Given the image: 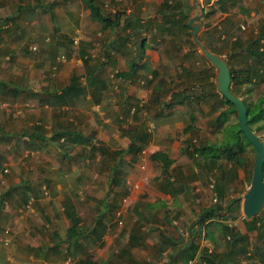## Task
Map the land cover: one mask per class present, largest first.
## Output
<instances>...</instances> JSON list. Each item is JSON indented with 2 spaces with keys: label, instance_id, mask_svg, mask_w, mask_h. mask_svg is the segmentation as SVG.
<instances>
[{
  "label": "crops",
  "instance_id": "obj_1",
  "mask_svg": "<svg viewBox=\"0 0 264 264\" xmlns=\"http://www.w3.org/2000/svg\"><path fill=\"white\" fill-rule=\"evenodd\" d=\"M129 1L139 5L134 6L129 17L124 19H121V15L115 18L102 9L119 24L113 29H107L110 34L115 29H122L130 35L119 34L118 30L115 35H110L101 61L89 62L86 51L81 50L78 53L84 61L82 72L72 73L62 87L58 88L55 84L58 80L56 77L51 81L45 77L46 82L36 88H28L19 83L36 93L27 97L33 106L27 103H22L24 107L20 104L12 105L6 101L8 97L0 96V100L5 99L0 102V135H5L0 138V264H76L75 259L67 253L68 248L74 253L73 247L84 252L95 251L102 259L101 264H121L123 260L124 264H203L199 262L198 252L191 256L189 248L192 242L199 246V250L204 247L208 249L215 257L214 264H244L247 260H242L241 255L238 257L236 253L244 245L243 242L251 241L254 235H248L244 220L241 219V197L250 186L252 173L250 171L244 175L239 170L244 168L243 165L234 166L225 159L211 163L195 153L198 144L194 145L193 140L199 130L195 124L196 119L192 120L194 109L189 107L194 102L187 103L188 100L183 101L181 98L184 96L182 92L191 93L195 88L205 92V88L198 83L195 85L189 76L185 78L189 71L184 69L185 63L178 60V55L198 51L188 46L189 40H192L191 29L185 27L182 18L186 12L189 16L191 9L185 6L188 0H159L154 1L153 6L148 3L149 0ZM26 2L0 0V36L5 38L0 42V68L14 55L18 57V53L28 49L36 53V45L42 44L41 39L43 42L51 40L58 44L55 41L67 40V36L74 33L71 37L78 35L79 45L86 37H82L78 28L91 20L96 22L90 17L84 0H65L63 3L53 0L54 4L50 8H41L40 0ZM200 2L204 6L202 29L198 35L202 44L207 43L218 49L223 44L225 49L220 50V55L229 62V68L237 71L246 69L250 62L254 64L256 75L264 76V67H260L264 59L254 62L248 50L252 43H256L255 47H259L260 51L264 49V0ZM164 3L169 6H161ZM29 4L33 5V10L22 8ZM60 4L65 5L67 12L61 10ZM84 10L87 11L88 20L83 23L79 16L84 15ZM134 18L139 20L136 31L135 26L126 24ZM97 24L101 31L100 23ZM9 26L13 27L11 31L14 32L11 36ZM60 27L67 28L69 34L59 33ZM131 39L134 46L127 48V52L123 45ZM142 40H145L144 52L137 62L135 76L119 77L113 86L111 78L115 77V72H128L132 59L138 56L137 44ZM161 43L169 46L161 50ZM49 50L55 53L51 48ZM54 50L57 51L55 47ZM114 51L126 55L128 62L124 60L125 67L110 74L105 68L109 61L115 64V59L111 57ZM57 58L53 65L61 67V63L57 64ZM117 58L119 60L120 57ZM96 66L98 77L93 87H87L84 93L74 91L63 104L50 106L46 103V95L40 93L41 88L47 87L51 92L58 89L60 92L73 76H79L82 83H85L86 76ZM162 66L172 73L161 70ZM57 67L53 70L51 65V75L54 76L60 68ZM147 79L151 82L148 83ZM0 80L12 81L1 77ZM178 82L187 83L183 89L177 86L175 89L174 85ZM188 87L189 90H185ZM245 88L243 84L239 90ZM132 108L135 109L133 112ZM189 125L193 128L186 131ZM141 133L144 142L137 139ZM132 142H135L134 150H129ZM118 150L122 154L115 159L113 152ZM156 152L166 155L169 160L167 168L161 156L152 158ZM141 155H144L143 169L139 168ZM115 166L120 173L128 174L130 179L132 170L135 174L141 170L144 172V176L141 174L135 184V187L141 188L140 195L138 190L128 186L122 191L124 202L128 199L132 204L130 211L134 208L130 217L132 226L126 229L128 234L132 230L129 244L132 250L126 251L127 259L120 252L116 254V244L109 241L104 245L102 240L110 218L106 217L104 207L107 205L111 208L114 201L111 200L110 204L103 199L85 201L83 195L84 187L89 188V179L93 178L88 175L89 171H93L92 168H99L94 171L97 170L95 172L100 176L97 181L100 180L103 186V172L111 171ZM231 168L234 170L233 178H230ZM212 171L218 172V177H210ZM120 173L117 179L114 178L112 189L121 182L124 184ZM110 175L109 178L104 177V180L110 182ZM235 182L239 186L236 190L233 186ZM191 183L194 184V188H191L193 191L185 194L184 186L188 187ZM194 193L199 194L198 199H188L191 205L186 208L182 198H190ZM103 194L98 193L95 197L101 198ZM237 198L241 199L237 216L233 219L209 218L201 225L203 236L198 241L201 230L196 233L193 228H198L199 224L195 222L200 219L202 212L216 204L225 206ZM85 206L99 210L90 225L84 224L85 218L89 219L88 214L84 216L81 212L86 209ZM96 219H101L105 225L101 226L105 231L101 239L95 234L78 238L67 234L73 221L77 227L89 228L91 231ZM219 223L233 227L235 237H245L243 242L233 241L235 237L232 239L230 235L223 237ZM206 224L208 227H205ZM188 226L189 230L181 234L182 229L186 231ZM205 230L209 232L208 236H204ZM250 263L264 264L253 259Z\"/></svg>",
  "mask_w": 264,
  "mask_h": 264
},
{
  "label": "rangeland",
  "instance_id": "obj_2",
  "mask_svg": "<svg viewBox=\"0 0 264 264\" xmlns=\"http://www.w3.org/2000/svg\"><path fill=\"white\" fill-rule=\"evenodd\" d=\"M22 1H28V0H22ZM53 0H40L41 3V8H44L45 6H47V8L51 7L54 2H52ZM59 1L60 3L65 2V0H56ZM157 2L159 0H149L148 3L153 6V2ZM50 2V3H49ZM133 2H136L135 0H133ZM29 3V2H26ZM31 3V2H30ZM100 3L102 4V9L105 12H108L111 16H115V18H119L121 15V19H124L125 17H129L131 9L134 10V6H138L139 4H134V3H130L129 0H100ZM59 4V3H58ZM15 6V4L13 5ZM78 6H80V4H78ZM60 8L62 11L67 12V10L65 9V5L60 4ZM78 13H81V10L77 11ZM84 15L81 16L80 14V19L81 21L84 23L88 20L86 14L87 11H83ZM42 17V16H41ZM132 17V16H131ZM90 21V20H89ZM92 21V20H91ZM89 22L87 25L86 24H82L81 27H79L78 29L81 31V34L83 35L82 37H86L84 38V40L81 41V43L78 45V47H73V43L71 40V36L74 33H68V29L65 27H60L58 28L59 33L61 34H69V36H67V40H63L61 41L60 39L55 41L58 44H61L63 46H60L58 44L53 43L51 40L50 42H47L45 40V42H43L42 40V44H38L37 43V51L36 53L31 51V50H26L25 52L22 53H18V57H15L16 55L13 56V59L10 60H6L7 63H5L1 68H0V77L3 79H11L12 81H14L15 83H20L21 85H24L25 87L28 88H36V87H40V85L45 81V77L46 75L49 76V68L51 67V65H53L54 63V59L56 60V56L58 57L57 61H59L61 63V67L60 65L58 67L54 76L51 75L49 76V81H51L52 79H54V77H56V79H58L55 84L58 85L59 87H62L63 84L68 80V77H70L72 75V73H75V71H79L82 72L83 67H84V61L83 59L79 58V53L78 51H86V58L89 59V62L91 63H95L97 61H101V58L103 56V52L104 50L107 48L108 42L106 43L107 39L110 37V35L116 33V31L118 29H115L112 32V34L109 33L110 30H101L99 29V25L97 24V22ZM10 31L11 29L13 30V27L9 26L8 28ZM7 31V30H6ZM98 31H100V35H98ZM132 29H129V32H131ZM14 32L11 31L10 36L13 34ZM119 34H127L130 35V33H126L125 30H118ZM137 41H139V38H136ZM5 40L4 36H0V42ZM136 41V42H137ZM50 44V47H49ZM76 46V45H75ZM134 44H132V39L130 40V42H127V44L123 45V47L125 49L129 48V47H133ZM169 45L167 43H161L160 44V48L161 50L166 49ZM188 46H190L189 48L191 49V45L188 43ZM219 49L220 50H224V45L221 44L219 45ZM54 47L57 51L54 50ZM117 47V46H116ZM52 49L55 53H51ZM198 51L195 50L196 52H190L188 51L187 53H184V55H178V60L182 61L180 63H185L184 69L189 71V80L194 81L195 85L198 83V85L200 87L206 88L205 92L207 93L206 98L203 100V102H206L204 104H201L199 109H194L193 113L195 115V124L198 127V133H196L195 136V140H193V144L196 145L199 142H203L206 144L209 143H221L222 141H224V138L226 136V131L225 128L228 125H234L237 122V118L235 117L234 114H231L228 118V121L226 122V124L221 127L220 129H218V131H214L212 130L213 128L211 127V121L214 118V116L216 114H218L220 109H215V110H211L210 106L214 103V101L217 99L218 94H216L217 92L214 89V85L215 84V76H210L211 73H215L216 75V68L215 70L210 69V66H213L205 57V59L203 58V55L199 48L197 47ZM133 50V48H132ZM39 51V52H38ZM48 51V52H46ZM129 50L127 49V52ZM58 52H62L65 54H60ZM111 55V54H110ZM52 56V58H50ZM120 57L119 60L117 57ZM129 56V55H128ZM127 56V57H128ZM223 56V55H222ZM111 57L113 59H115V64H111L109 62H107L108 64H106V68L105 70L108 71L110 74L113 73V71L117 70L121 71L120 69L125 67V63H127L128 59L126 60L125 57L126 55H123L120 51H114L111 55ZM224 57V56H223ZM19 58V59H17ZM122 58V59H121ZM125 60V63H124ZM53 61V62H52ZM63 63V64H62ZM118 63V64H117ZM109 67H111L110 69H108ZM188 67V68H187ZM40 69V71H39ZM161 70H167L164 66L160 67ZM60 70H62V72L60 73ZM168 73H172L169 70H167ZM176 72V71H175ZM116 73V72H115ZM57 75V76H56ZM209 75V81L206 80V82L201 83L199 81H196L195 78L201 76L204 77ZM112 77V76H111ZM188 78V77H185ZM112 79V83L113 86H115V84L117 83V80L120 79L119 77L116 78V76ZM25 82H27L26 84H24ZM179 83V84H178ZM176 83V85H174L175 89L176 86L177 88L182 87L181 89H183L186 86L187 82H178ZM242 85V84H241ZM240 85V86H241ZM216 86V85H215ZM190 87V86H189ZM189 87L185 90H189ZM246 89V88H245ZM244 89V90H245ZM184 90V91H185ZM234 92H236V95L240 98L243 97V91L244 90H237L235 89V87H233ZM187 93V95L191 96V97H196L199 94H203V92L200 90H195L193 92H182ZM182 94V95H183ZM264 95V84L263 85H259V86H255L252 88L251 93H248L247 95V99L249 102H255L257 99H259L260 97H262ZM20 100H16L14 104H17V106L20 104L21 107L25 106L22 103H27L28 105L32 104L33 106V102L28 99V98H19ZM5 99H1V101H3ZM6 101H8L6 99ZM28 107V106H27ZM28 109V108H27ZM32 109V108H31ZM19 110H21V112H23L22 108H19ZM25 113V111L23 112V114ZM10 115V113H8ZM252 129L256 132V134L262 139L264 140V132H262L263 130L258 128L256 124H253ZM192 143V142H191ZM2 145H0V149H1ZM190 148L193 149V147L191 146ZM199 156V155H198ZM243 156L245 157V161L242 163L244 168H239V170L241 172L244 173V175H246V173H250L251 171V164L253 161V156H254V152L253 149L250 145L247 146V149L245 150V152L243 153ZM201 158V157H199ZM200 160V159H199ZM203 161V160H202ZM135 162V161H134ZM144 155H141V161H140V169L144 168ZM199 164H201L202 162H198ZM242 167V166H241ZM91 168V165L90 167ZM93 171H89L88 175L90 177H93L92 179H89V188L84 187V199L85 201H91L92 199L94 200H105L106 203L110 204V201H114V204L112 205V207H104L105 211H107V215L106 217H110L108 219V226H107V230L105 233V237L104 239L102 238L104 245H107V242L110 241V243H114L116 244V246L114 247L116 249V254H118L119 252L122 255V257H124V259H127V254L126 251L128 250H132V246L129 245V235L132 233V230H129V234H128V230L126 229H130V227L132 226V221L130 219V217H132V212H134V208H132V210L130 211V207L132 204H130L129 200L127 199L126 202H124L125 195L123 196L122 191L123 188L128 186L131 189H136L138 190V194L140 195V187H135V184L138 182V178L141 176V174L144 176V172L143 170H141L138 173H134V171L132 170V177L130 179V177H128V174H124V173H120L119 172V168L113 170L112 175L115 179H117L119 173H120V179L123 180L124 184L121 182L120 185L114 186L113 189L109 192V181H107L108 179L104 180L105 178H109V175L111 174L110 171H104L103 172V186H101V182L100 180L97 181L98 179H100V176L98 174H96L95 171L99 170V168H92ZM94 169H97L94 171ZM101 171V170H100ZM123 171V170H122ZM124 172V171H123ZM218 172L212 171L210 173V177L215 178L218 177ZM243 177V175H242ZM95 178V180H94ZM242 180V179H241ZM209 181V178H207V182ZM144 183H142L140 186L142 187ZM209 185V182L207 183ZM240 184V183H239ZM235 185H237V187H235ZM216 186V185H215ZM234 189L236 190L239 186L237 184V182L234 183ZM186 188V189H185ZM194 188V184L191 183L190 186L186 187L184 186V191L185 194L189 193L193 191ZM218 188L216 187L215 190H217ZM101 190H103V192H101ZM86 191V192H85ZM109 192V194L107 195V193ZM194 192H196V190H194ZM103 194V196L101 198H96V194ZM199 194H195L194 196L190 197V198H182V204L185 205V207L187 208V206H190L191 202L188 201V199H191V201H196L198 199ZM133 201V200H132ZM84 202V201H83ZM129 203V204H128ZM230 203V201H229ZM86 204V203H85ZM214 203L212 202V205ZM228 204V203H227ZM127 205H129V207L127 208ZM98 207L99 204L97 205ZM86 209H82V214H88L89 219L86 217L84 224L85 225H90L92 223V218L94 219L96 217V215L99 213V210H95V209H91L90 206H85ZM140 207L143 208V205L140 204ZM127 208V209H126ZM85 216V215H84ZM197 218L198 215L196 216ZM259 221L264 219V209L261 210V212L259 213ZM199 220V219H198ZM197 220V221H198ZM195 222V224H198V222ZM190 222V221H189ZM153 223H157V221H153ZM189 230V226L186 228V231L182 229V233H185ZM201 230V234L198 238L201 239V235L202 234V228L201 225L199 224L198 228L194 227L193 231L200 232ZM89 231V230H88ZM127 233H126V232ZM181 232V230H180ZM209 234V232H207ZM254 241V237L251 240V242ZM125 250V251H124ZM94 252L95 251H91ZM121 264H124V260L122 261Z\"/></svg>",
  "mask_w": 264,
  "mask_h": 264
},
{
  "label": "trees",
  "instance_id": "obj_3",
  "mask_svg": "<svg viewBox=\"0 0 264 264\" xmlns=\"http://www.w3.org/2000/svg\"><path fill=\"white\" fill-rule=\"evenodd\" d=\"M86 3V7L89 9L90 12V17L100 23V26L102 28V30H107V29H113L115 26H119V24L115 23V21L107 14H105L102 10V4L100 3V0H84ZM223 1H228V0H222ZM161 6H169L167 5V3H164ZM175 7V5H173ZM185 6L188 9H191V7L189 6L188 3L185 4ZM23 9H29V10H33V5L29 4V5H25L22 7ZM188 17V12L185 13V15L182 17L185 20V27L187 29H189V27L186 24V19ZM126 24L132 25L131 27L135 26V31L138 30V25H139V20L137 19H132V20H128L126 22ZM190 30V29H189ZM201 38H199L200 40ZM72 40V38H71ZM190 45L197 49V46L193 43L192 40H189ZM256 43H252L248 46V50H249V57L253 59V61H259L264 59V49H262V51L259 50V47H255ZM78 45V44H77ZM144 46H145V40L140 41L137 44V50H138V56H135V59H132V62L130 64V68L128 70V72L126 74L123 73H115L116 77H125V78H133L135 76L136 70H137V62L139 59L142 58L143 56V50H144ZM204 47L209 49L211 52L216 53V54H221L220 49L214 47V46H209L207 43L204 44ZM33 49V47H32ZM253 49V50H252ZM109 54V52H108ZM203 56V58L205 57L204 55H200ZM205 59V58H204ZM60 63L59 61H57V64ZM228 65L229 62L227 61ZM56 65H52V69H56ZM260 67H264V64L261 65ZM210 69L214 70V66H210ZM97 66L93 69L92 72H90V74L88 73V75L86 76V81L85 83H82V81L80 80L79 76H73L69 82V84L67 86H65L63 89L60 90V92H58V89H55L53 92L50 91L49 88H41L40 93H44L46 95V103L50 106L55 105L56 103L59 104H63V102L67 101V99L69 98L70 94H72L74 91H77V93H80V91H82L83 93L85 92V89H87V87H93L95 82H97V77H98V72H97ZM89 72V71H88ZM254 72V75H252V73ZM50 71H49V76H50ZM257 71H255L254 69V64L252 63H248L247 68L246 69H242V70H235L232 67H230V75H231V86L230 89L231 91L236 94V92H234L233 87H235V89L239 90L240 85L244 84L246 85V89L243 91V97L241 98L246 106V110H247V118H248V126L252 129V125L256 124L258 128L262 129L264 132V95L262 97H260L259 99H257L255 102H249L247 99V95L248 93H251L252 88L255 86H259L260 84H262L264 82V76L262 75H256ZM49 76L46 75V78L49 79ZM114 76V74H113ZM186 76H189V72L188 74L186 73ZM210 76H215V73H211ZM196 81H199L201 83H205L206 80L209 81V75L204 77H197L195 78ZM148 83L151 82V80L147 79L146 80ZM214 85V89L217 92L216 94H218L217 99L214 101V103L210 106L211 110H215V109H220L218 114H216L214 116V118L211 121V127L213 128L212 130L214 131H218V129H220L221 127H223L226 122L228 121V118L231 114H234L235 117L237 118V114H236V109L235 106L228 101L224 96H222L217 90H216V86ZM206 89V88H205ZM203 92V91H202ZM37 93V94H40ZM76 93V92H75ZM22 95H27L26 98L29 96H33L36 95V93L32 90V89H26L23 86L19 85V84H15L12 81H2L0 80V96H5L8 97V102L11 103L12 105L14 104V100L20 98ZM207 93L203 92V94H199L197 95L195 98H191L190 96H188L186 93H184V96H182L181 98L184 100H188L187 103L190 102H194L193 105L190 104V108L192 109H199L201 104L206 103L203 102V100L206 98ZM12 100V101H11ZM194 117V118H193ZM192 117V120H195V116ZM193 128L191 125L188 126V129L186 128L185 130H189ZM239 125H238V120L236 122V124L232 125H228L225 128L226 131V136L224 138V141H222L221 143H203V142H199L198 146L195 147V153H197L198 155L204 157L203 159L206 160H210L211 163H218L221 159H225L227 162L232 163L234 166H241L243 165L242 163L245 161V157L243 156V153L245 152V150L247 149V146L250 145L253 149L254 152V156H253V161L256 155V151L253 147V145L247 140V138L243 135V133L241 131H239ZM253 130V129H252ZM254 131V130H253ZM255 132V131H254ZM256 133V132H255ZM5 135L2 134L0 135V138H3ZM143 135L141 133L140 136L137 137V139L139 138L140 141L144 142L143 139ZM135 143V142H134ZM134 143L132 142V145L129 146V150H134L133 146ZM132 146V149H131ZM122 154V151H116L113 152V155H115V159L117 157H119ZM157 156H161L163 159V163L165 165V168H167V165L169 164V160L167 159L166 155L164 153H154L152 155V158H155ZM253 161L251 164V173L253 170ZM233 166V168H235ZM115 168L117 169V166H115L113 168V170H115ZM233 168L230 169V173H231V177L232 176V171ZM263 171H264V164H263ZM110 172H113L112 170ZM112 175V173H111ZM110 175V182H109V192L112 190V184L114 181V175L111 176ZM125 189V188H124ZM125 193H127V190L125 191ZM240 198L237 199H233L230 203L226 204L225 206L222 205H214L213 207H211L208 210H205L204 212H202V214L200 215V219L197 221L198 224L200 225H204L205 221H207L209 218L211 217H220L223 219H233L237 216L238 210H239V204H240ZM264 209V207H263ZM100 211H102V214H105V212H103V209H100ZM259 215L253 217L250 221H248L247 219H243L244 223L246 225L247 231L249 232V236L250 234H253L254 237V241L251 242L249 240H245V242H243L242 240L245 238H241L240 236L235 237V232L233 227H230L227 225V223H219L221 228H222V234L223 237H226V235H230V238H234L235 239L233 241L236 240H241L243 242V246L242 248H240V251L236 253V255L238 257H240L241 255V259L245 260L244 264H249L252 259L253 260H259L264 262V219L259 221ZM94 227L91 231L88 232L89 228H85V229H81L79 227H77L75 225V221H73V224L69 226V228L67 229V234L70 237H74L76 236L77 238L81 235H90V234H95L97 236L98 239H101L103 234H104V230L101 229V226L104 227L105 225L102 224V220L101 219H96L94 222ZM208 224V223H207ZM205 225V227H208V225ZM209 231V230H208ZM207 230H205V235L204 236H208V233H206ZM247 239V237H246ZM132 240V236H129V244L131 243ZM199 246H197L196 244H194L193 242L191 243L190 246V252H191V256H194L197 252L199 254L198 258H199V262L203 263V264H214V260L215 257L212 256V254L208 251V249H206L205 247L201 250H199L198 248ZM70 248L67 249V253L69 255V257L71 256L72 258L75 259L76 264H101L102 263V259L96 255V253L88 251V252H84L80 249H74V253L72 250H69ZM76 250L78 252H76ZM72 254V255H71ZM235 261V259H232ZM251 264V263H250Z\"/></svg>",
  "mask_w": 264,
  "mask_h": 264
},
{
  "label": "water",
  "instance_id": "obj_4",
  "mask_svg": "<svg viewBox=\"0 0 264 264\" xmlns=\"http://www.w3.org/2000/svg\"><path fill=\"white\" fill-rule=\"evenodd\" d=\"M191 7L187 19V25L191 29L193 43L199 48L205 58L216 68L215 75L216 90L230 101L236 109L239 131L253 145L256 155L253 161L252 178L249 188L242 195L241 214L250 221L259 215L264 207V140H262L249 126L247 110L243 100L234 94L231 89L230 68L226 59L205 48L199 40L198 35L202 29V18L204 16V6L200 0H188Z\"/></svg>",
  "mask_w": 264,
  "mask_h": 264
},
{
  "label": "built area",
  "instance_id": "obj_5",
  "mask_svg": "<svg viewBox=\"0 0 264 264\" xmlns=\"http://www.w3.org/2000/svg\"><path fill=\"white\" fill-rule=\"evenodd\" d=\"M210 1H212V3H214V2L217 1V0H210ZM78 40H79L78 35H75V36L72 37V43H73L74 45H77V44H78ZM134 110H135V109L132 108V109H131V112H133ZM214 201H216V198H215ZM241 219H242V220L244 219V216H243V215H241Z\"/></svg>",
  "mask_w": 264,
  "mask_h": 264
}]
</instances>
